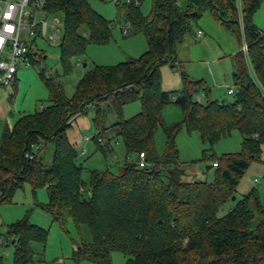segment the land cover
I'll return each instance as SVG.
<instances>
[{
	"label": "trees",
	"instance_id": "1",
	"mask_svg": "<svg viewBox=\"0 0 264 264\" xmlns=\"http://www.w3.org/2000/svg\"><path fill=\"white\" fill-rule=\"evenodd\" d=\"M259 1L243 0L241 31L233 0H184L182 4L151 0L145 15L139 3L115 4L116 12L129 19L130 30L142 32L146 50L113 64L94 63L77 79L70 96L64 95L60 80L39 70L48 103L19 112L11 126L0 130V202L9 201L24 182L33 192L43 186L46 200L36 205L51 221L62 229L68 220L89 229L90 239L81 240L72 257H84L92 264H111L113 250L123 254L122 264H264V206L255 187L237 197L224 214L216 215L224 201L234 199L238 178L252 160L260 158L264 145V32L251 21ZM45 8L62 13L58 46L63 72L88 43L106 42L115 22L93 9L88 0H46ZM206 11L238 42L232 55L235 91L230 99H195L194 94L205 91V82L190 77L176 61V46ZM241 40L245 54L239 48ZM162 64L179 70V88L160 87ZM134 99L139 110L123 117L121 106ZM167 102L181 108L185 129L196 130L209 147L232 129L241 133L239 150L211 156V180L182 178L183 161L174 142L180 124L161 122L160 108ZM88 103H93L97 131L91 139L97 147H109V137L104 144L95 139L108 127L136 158L124 159L117 173L92 169L84 193L82 167L65 129L70 117L85 111ZM106 112L115 114L107 125ZM159 124L164 133L161 153L153 145ZM47 142L52 143L49 160L41 152ZM139 151L143 166L136 161ZM47 233V228L29 222L26 215L7 224L3 240L12 245V264H34L32 242L43 247Z\"/></svg>",
	"mask_w": 264,
	"mask_h": 264
},
{
	"label": "rangeland",
	"instance_id": "2",
	"mask_svg": "<svg viewBox=\"0 0 264 264\" xmlns=\"http://www.w3.org/2000/svg\"><path fill=\"white\" fill-rule=\"evenodd\" d=\"M183 1L177 0V3L182 4ZM88 3L105 18L111 20L115 18V22L113 21V25L110 28L108 40L104 43H88L82 54L71 58L70 69L63 72L58 46L62 35V13L60 11L48 12L45 15L47 27L44 37L36 36L33 39V47L40 51L39 60L28 64L19 63L15 72L13 86L9 85L4 89H0V130L5 125L11 126L19 112H31L48 103L47 89L38 73L39 70L42 69L60 80L64 95L70 96L77 79L91 68L94 63L113 64L129 56H136L146 50L147 42L142 32L133 30L128 33L121 32L122 17L119 12H116V6L113 2L110 0H88ZM150 4L151 0L139 1V9L142 14L148 13ZM54 19H57V22L54 23L52 29L50 24ZM211 20H213L211 14L208 12L203 13L192 23L191 30L185 34L184 39L186 41L189 39L192 42L199 41L203 36L196 37V30L203 29L201 23L209 27ZM251 21L264 32V0L258 2L251 15ZM52 30L56 32L55 37L49 36ZM80 31L86 34V27L81 26ZM224 31L234 41L233 43H235L237 50L238 43L233 34L225 28ZM205 33L207 34V31ZM187 48L188 46L185 42L183 46H180L177 56L180 58L182 54H186L185 50ZM232 61L231 53L218 57L210 65L213 75L208 69L188 72L183 65V70L190 77L205 76L206 78L204 83L206 95H204L203 91H199L193 97L195 99L199 98L200 101H204L206 98L230 99L231 95L226 94V88L233 86L231 76ZM188 66L191 65L188 63ZM159 80L162 89H177L181 86L179 70L170 68L167 64L159 66ZM8 94L10 96H7ZM100 104L102 105L103 102ZM92 106L71 116L69 125L65 129L68 140L75 148L76 162L80 163L82 167L81 177L84 180V193L88 186L89 172L92 169L102 170L108 168L111 172L117 173L124 159L132 160L136 158L134 151H125L121 137L119 135L114 137L111 134L112 130L108 127L100 135L102 144L109 137L108 148L101 150L91 138L86 141L82 140L83 135L91 136L97 131L92 122V116L94 115ZM138 110L139 101L134 99L124 103L120 112L123 117H127ZM160 116L161 122L165 125H169L172 122L180 124L179 130L174 137V142L177 147L178 159L183 161V179L211 180L213 167L211 165L206 167V164H211V156H218L223 152H234L240 149L241 133L237 129H232L229 134L217 139L210 147L202 143L196 130L187 131L185 129L181 122L182 110L173 102H167L160 108ZM114 117V113L106 112L104 124L110 123ZM153 145L157 153L163 151L164 133L160 124L153 134ZM82 148H84V151L80 152ZM204 148L205 150L203 151L202 149ZM51 151L52 143L47 142L41 149L46 160H49ZM255 178L258 180L255 181ZM252 186L255 187V193L260 204L264 206V145L261 146L260 158L252 160L238 178L235 185L234 199L229 198L224 201L217 209L216 215L224 214L233 205L234 200L240 197L241 194L246 193ZM45 200L46 191L43 186L35 188L33 192L29 183L24 182L21 187L14 190L9 201L0 202V254L3 264H12L13 257L12 245L5 243L3 240L6 225L24 215L27 216L29 222L45 227L48 230L43 247L37 242H32L34 264H41L40 259L45 260L47 264H92L90 260L84 257L79 259L72 257L73 250L78 246V243L81 240L87 241L90 239L89 229L84 224L75 227L70 220L66 223L65 229H62L56 222L50 220L48 213L36 205V202L41 203ZM123 260L124 256L121 252L116 250L110 252L111 264H122Z\"/></svg>",
	"mask_w": 264,
	"mask_h": 264
},
{
	"label": "built area",
	"instance_id": "3",
	"mask_svg": "<svg viewBox=\"0 0 264 264\" xmlns=\"http://www.w3.org/2000/svg\"><path fill=\"white\" fill-rule=\"evenodd\" d=\"M110 1L115 5L117 3L138 4L140 0ZM233 2L237 10L239 27L241 28V7L243 0H233ZM45 3L46 0H0V89H4L10 85L19 63L28 64L31 63L32 59L35 61L39 60L40 51L33 47V39L36 36L44 37L47 27L45 15L48 13ZM121 19L120 30L122 33H128L131 29L130 21L123 16ZM56 22L57 19L51 21V28ZM200 33L201 30L197 29L196 34ZM49 36L55 37L56 32L52 30ZM240 49L244 54L246 53V44L243 40L240 44ZM246 62L248 63L247 59ZM44 73L50 75L49 73ZM234 91L235 88L233 86L226 88L228 94H232ZM86 105L92 106L93 103ZM93 135L95 133L91 136L83 135L82 140L86 141ZM95 139L102 142L99 135H96ZM83 151L84 148L80 152ZM136 161L138 166L145 164L142 151L138 152ZM212 165H215V161H212ZM257 180L255 178V181Z\"/></svg>",
	"mask_w": 264,
	"mask_h": 264
},
{
	"label": "crops",
	"instance_id": "4",
	"mask_svg": "<svg viewBox=\"0 0 264 264\" xmlns=\"http://www.w3.org/2000/svg\"><path fill=\"white\" fill-rule=\"evenodd\" d=\"M208 13L211 14L213 18L209 27L204 26L201 23V27H203V29L201 28V33L198 35L195 33L196 37H200L201 35L203 37L197 42H192L189 39H187L186 41V39H183L179 46L177 45L175 48L176 61H179L181 67H183L184 65L186 71L188 72L198 71L199 69L205 71L206 69H208L211 75H213L210 65L213 64L215 60L218 59V57L224 56V54L231 53L232 56L234 54V51L236 50V45L235 43H233L234 41H232L230 37H228L229 35L224 31V27L219 23L217 18L212 13ZM206 31L207 34L205 33ZM185 42L188 46L187 50H185L186 54H182V56L179 58L177 56V53H179L180 46H183ZM176 61H174L175 64L177 63ZM188 63L191 66H188ZM201 78H203L204 82H206L205 76H201ZM205 92L206 91L203 92L204 95H206Z\"/></svg>",
	"mask_w": 264,
	"mask_h": 264
},
{
	"label": "water",
	"instance_id": "5",
	"mask_svg": "<svg viewBox=\"0 0 264 264\" xmlns=\"http://www.w3.org/2000/svg\"><path fill=\"white\" fill-rule=\"evenodd\" d=\"M206 167H210V164H206ZM231 198H233V196H231ZM13 240V239H12Z\"/></svg>",
	"mask_w": 264,
	"mask_h": 264
}]
</instances>
